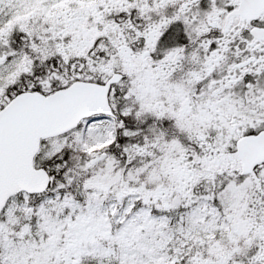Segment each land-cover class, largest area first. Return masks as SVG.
Returning <instances> with one entry per match:
<instances>
[{
    "label": "snow or ice",
    "instance_id": "obj_1",
    "mask_svg": "<svg viewBox=\"0 0 264 264\" xmlns=\"http://www.w3.org/2000/svg\"><path fill=\"white\" fill-rule=\"evenodd\" d=\"M0 264H264V0H0Z\"/></svg>",
    "mask_w": 264,
    "mask_h": 264
}]
</instances>
